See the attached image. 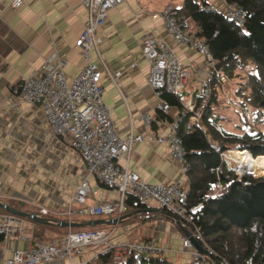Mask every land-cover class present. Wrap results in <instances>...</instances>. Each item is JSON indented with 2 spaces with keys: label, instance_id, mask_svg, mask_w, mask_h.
Returning <instances> with one entry per match:
<instances>
[{
  "label": "crops",
  "instance_id": "obj_1",
  "mask_svg": "<svg viewBox=\"0 0 264 264\" xmlns=\"http://www.w3.org/2000/svg\"><path fill=\"white\" fill-rule=\"evenodd\" d=\"M11 1L0 0V202L62 221L86 223L104 219L78 213L69 217L71 198L85 173L86 163L69 142L53 132L41 105L21 101L14 105L10 91L12 84L34 73L54 52L67 57L66 73L70 81L81 72L87 59L76 41L88 20V10L83 0H23L15 7ZM199 1L226 14V0ZM172 5L181 8L184 0H124L110 9L99 28L100 55L97 50L90 53L91 60L102 69L103 98L110 106L117 131L122 137L130 133L146 137L134 146L129 158L130 169L144 180L164 184L178 180L181 163L157 138L169 129L171 121L167 115L175 119L181 111L175 107L167 113L158 109L160 99L149 84L150 63L142 51L144 39L149 35L163 40L189 69L183 92L185 107L196 102L202 86L211 78L208 75L211 66L206 57L168 34L163 13L170 7L172 12ZM182 23L185 31L196 35L197 26L191 18ZM105 67L112 72L121 71L117 84L112 83ZM145 114L153 118L151 124L144 120ZM149 137L154 139L149 140ZM126 162L125 158L119 161L122 168ZM90 184L89 205L117 198L114 187L93 178ZM185 186L187 188L188 184ZM75 204L72 203L73 208ZM147 204L157 210L154 212L157 218L117 227V240H155L168 249L166 257H173V261L181 264L188 263L189 258L180 252L186 228L163 213L155 201ZM78 207L77 204L74 209ZM0 214L4 213L0 211ZM72 228L69 227L67 233L78 232ZM27 233L33 237L31 242L15 238L0 240V264H6L14 250L40 241L32 232ZM90 256L91 251H87L77 260L83 262ZM51 264L65 262L57 260Z\"/></svg>",
  "mask_w": 264,
  "mask_h": 264
},
{
  "label": "built area",
  "instance_id": "obj_2",
  "mask_svg": "<svg viewBox=\"0 0 264 264\" xmlns=\"http://www.w3.org/2000/svg\"><path fill=\"white\" fill-rule=\"evenodd\" d=\"M122 2L124 0H83L89 17L76 41V46L82 49L87 64L75 78L71 81L68 79L67 57L54 52L34 73L10 86L11 97L14 105L20 101L41 105L53 132L69 142L86 163L85 173L71 198L67 212L69 217L75 213L85 216L117 213L118 217H121L128 210L126 197L132 194L141 202L155 201L159 207L172 214L175 221L181 218L182 225L185 226L187 223H192L194 209L188 205V191L185 186L189 181L190 167L182 139L177 133L182 117L179 114L170 123L167 133L157 138L159 143L168 146L171 155L181 163L178 180L164 184L142 179L130 169L129 158L134 146L146 140V137L135 133H130L126 137L119 134L112 119L110 106L103 98L104 88L100 83L102 69L90 58L92 50H97L100 55L98 47L102 38L98 34L99 28L105 23L110 9ZM22 3L23 0L11 1L14 7ZM246 15L247 11L237 3L226 4V16L241 26L246 23ZM163 19L168 34L174 40L199 51L206 57L211 67L216 65L208 44L185 31L184 24L178 22L171 12V7L164 11ZM142 51L144 58L150 63L149 84L160 99L158 109L167 113L171 110V106L163 95L183 93L190 71L182 65L180 59L163 40L146 36ZM105 69L112 83L117 84L121 71L112 72L108 67ZM208 75L211 77L210 72ZM200 94L201 91L198 95ZM185 108L193 112L191 118L194 122L200 121L203 105L197 108L196 103L192 101ZM143 118L147 124L153 121L148 114ZM226 156L227 153L224 152L223 159L228 162ZM122 158L127 161L123 168L119 163ZM91 178L97 179L105 186L114 187L117 198L89 205L87 201L91 191ZM72 203L78 204L79 207L74 209ZM24 224L23 217L12 213L0 214V233L4 235L6 241L15 238L31 242L33 237L25 231ZM117 227L118 224L111 230L99 228L70 232L60 239L38 241L32 246L14 250L6 264H51L57 260H67L73 264L95 263L102 253H112L116 258H121L128 251H133L137 258L168 255V249L155 240H117L115 235ZM30 228H33V224ZM191 233L209 254L201 253L190 237L183 235L180 252L189 258V264H230L206 242L197 227ZM87 251H91V256L83 262H76L77 257ZM217 257L220 258L219 262Z\"/></svg>",
  "mask_w": 264,
  "mask_h": 264
},
{
  "label": "trees",
  "instance_id": "obj_3",
  "mask_svg": "<svg viewBox=\"0 0 264 264\" xmlns=\"http://www.w3.org/2000/svg\"><path fill=\"white\" fill-rule=\"evenodd\" d=\"M226 1L237 3L247 11L244 26L228 18L222 11L208 8L206 2L184 0L181 8L172 5V14L178 22L191 18L196 23L197 32L193 36L208 44L216 60V65L210 69L211 78L202 86L195 102L197 108L203 105L200 121L192 120L193 112L185 108L183 93H165L163 98L171 107L180 110L182 117L177 133L182 139L190 167L187 197L189 207L194 209L192 223L184 227L189 231L197 227L206 242L230 264H264V174L258 177L249 173L240 175L223 159V153L229 150H247L255 158H264V0ZM249 61L254 62L255 72L249 74L236 92L243 96V106L251 105L258 110H255L253 123L246 117L242 118L250 130L229 131L220 123L222 117L215 108L219 104L216 84L222 81V76L233 78L239 75ZM167 118L171 122L174 120L168 115ZM239 127L242 128L241 125ZM126 203V214L146 211L126 218L121 222L123 225L146 223L157 218L155 208L132 194L126 197ZM159 209L175 219L168 211L161 207ZM5 211L3 213H9ZM180 221L183 222L181 218ZM31 224L33 236L42 242L51 239L47 238L49 230L62 227L33 220ZM3 239L4 235L0 233V240ZM217 261L220 258L217 257ZM84 264L181 263L166 256L137 258L133 251H128L121 258H116L112 253H102L95 263Z\"/></svg>",
  "mask_w": 264,
  "mask_h": 264
},
{
  "label": "rangeland",
  "instance_id": "obj_4",
  "mask_svg": "<svg viewBox=\"0 0 264 264\" xmlns=\"http://www.w3.org/2000/svg\"><path fill=\"white\" fill-rule=\"evenodd\" d=\"M255 72V64L253 61H249L248 65L241 70L240 74L230 78L227 76H222V81L218 82L216 84V87L219 88L218 96H219V104L217 105L216 111L217 113L222 117L220 119V123L222 126L229 130V131H234V132H240L243 128H247L250 130V127H247L244 123L242 118H247L249 119L250 122L253 123V120L255 118V110H258V108H255L251 105H246L243 106L242 99L243 96L240 95L239 93L236 92V89L244 83V81L248 78L249 74ZM264 113V111H263ZM239 125L242 126V128L239 127ZM227 153V160L228 162L227 165L230 167H233L237 170L238 174H244V173H253L255 176H261V174H264V161L261 166L254 170L250 171H241L238 165V161L240 160L241 154L236 152L235 150H229L226 151ZM234 158L237 157L235 160ZM238 155V156H237ZM77 206V204L74 205V208ZM1 212L5 211L3 209L0 210ZM6 212V211H5ZM126 212H124L123 215H125ZM91 217H97V218H116L118 217L117 213L112 214V215H93ZM77 217L74 216V219ZM25 220V231L32 232L33 228H30L32 220L29 218H24ZM123 224L119 223L118 227L120 228ZM38 227H40L38 225ZM114 224H100V225H95V226H78L74 227L73 229L75 231L80 230H95V229H106V230H111L114 228ZM29 228V230H27ZM51 229V228H50ZM69 227H53L51 230H49V233L47 235V238H53V237H59L64 235L66 232H68ZM181 255V254H178ZM170 259H173V257H170Z\"/></svg>",
  "mask_w": 264,
  "mask_h": 264
},
{
  "label": "water",
  "instance_id": "obj_5",
  "mask_svg": "<svg viewBox=\"0 0 264 264\" xmlns=\"http://www.w3.org/2000/svg\"><path fill=\"white\" fill-rule=\"evenodd\" d=\"M249 174H251V173H249ZM251 175H253V174H251ZM255 177H258V176H255ZM0 207H2L3 209H5L9 213L15 214V215L20 216V217L30 218L31 220H33L34 222H37V223L50 224V225L55 224V225H58V226H65V227L66 226L67 227L95 226V225H100V224H114V225H116V224L121 223L123 220H125L126 218L130 217L133 214H136V213H138L140 211H146V209H144V210H137V211H134L133 213H128V214H125V215H123L121 217H117V218H112V219H96V220H91V221L86 222V223H79V222H73V221L55 220L53 218L44 217V216L40 215L37 212H26V211H22V210L16 209V208L8 205L7 203L0 202ZM176 223H178L179 225L183 226L179 218L176 219ZM185 235L190 237V239L193 242V244L195 245V247L201 253H203V254H209L208 251L205 250L200 245V243L198 242V240H196L194 238V236L192 235L191 231H189L188 229H185ZM61 261L65 262V264H73L72 262L67 261V260H61ZM76 262H79L80 263L82 261L76 259Z\"/></svg>",
  "mask_w": 264,
  "mask_h": 264
},
{
  "label": "bare ground",
  "instance_id": "obj_6",
  "mask_svg": "<svg viewBox=\"0 0 264 264\" xmlns=\"http://www.w3.org/2000/svg\"><path fill=\"white\" fill-rule=\"evenodd\" d=\"M237 152V150H235ZM238 153L241 154L240 160L238 161V165L240 170L242 171H250L258 168L263 164L264 158H255L253 157L248 151H239ZM238 156V155H237ZM234 158V156L232 155ZM235 160L237 159L234 158ZM253 174V173H251Z\"/></svg>",
  "mask_w": 264,
  "mask_h": 264
}]
</instances>
